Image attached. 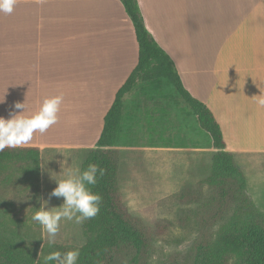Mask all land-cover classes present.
Listing matches in <instances>:
<instances>
[{
  "label": "crops",
  "instance_id": "1",
  "mask_svg": "<svg viewBox=\"0 0 264 264\" xmlns=\"http://www.w3.org/2000/svg\"><path fill=\"white\" fill-rule=\"evenodd\" d=\"M137 1L185 87L214 114L227 149L236 157L264 153V106L257 103L264 94V0ZM138 61L135 26L122 0H17L12 14L0 13V116L25 100L36 112L45 98L62 93L58 123L24 146L84 155L97 146L116 93ZM146 84L139 81L125 95L119 138L143 121L153 146L141 148L173 154L189 144L177 141L189 137L177 122L186 104L162 84L153 93ZM166 161L160 159L162 171Z\"/></svg>",
  "mask_w": 264,
  "mask_h": 264
},
{
  "label": "trees",
  "instance_id": "2",
  "mask_svg": "<svg viewBox=\"0 0 264 264\" xmlns=\"http://www.w3.org/2000/svg\"><path fill=\"white\" fill-rule=\"evenodd\" d=\"M122 2L135 26L139 61L118 89L97 146L88 151L82 165L84 170L96 163L105 173L98 174L92 188L102 196L101 209L82 223L86 242L79 250L77 264H264V211L249 196L245 172L235 153L227 149L218 121L210 108L185 87L170 55L147 28L138 1ZM154 79L173 84L216 149L207 179L159 202L169 207H189L191 212L185 216L187 230L200 231L187 251L165 259L163 250L155 252L154 242L165 238L170 226H176L172 220L163 219L155 233L131 211L118 184V156L113 148L119 139L125 95L139 81ZM42 154L37 146L0 152V186L13 189L19 185L21 192L39 196ZM3 207L0 200V264H44L47 245L40 247L42 228L32 220L39 210L37 205L30 216H20ZM229 211L232 213L225 220L224 214ZM61 249L52 246L53 251Z\"/></svg>",
  "mask_w": 264,
  "mask_h": 264
},
{
  "label": "rangeland",
  "instance_id": "3",
  "mask_svg": "<svg viewBox=\"0 0 264 264\" xmlns=\"http://www.w3.org/2000/svg\"><path fill=\"white\" fill-rule=\"evenodd\" d=\"M146 82L148 93L154 92L153 86L157 83L164 86L162 88L164 93L171 90L174 95L182 99L170 81L154 79L146 80ZM184 102L183 100L181 104L185 105ZM186 108L181 107L177 111V114H179L177 122L186 125L189 131L188 140H177L189 142V144L182 146L183 149H179L173 154L166 152L163 155H156L154 150L149 151L141 148L142 146H153V144L148 143L149 140L146 138L148 131H151V129H147L148 124L143 121L137 122L132 128L133 130L124 131L121 134L123 136L122 140L119 138L114 145L124 146L119 149L115 148L119 165L118 184L131 211L144 220L155 233L158 230L160 220H172L176 226H170L165 230V238H160V240L154 242L155 252L163 250L165 253L164 259L177 257L187 251L193 245L194 238L200 231L187 230L188 225L185 222V216L188 212H191L189 207L180 208L177 207L178 205L169 207L165 204L161 205L159 202L171 194L187 190L199 184L200 180L207 179L212 173L213 155L216 151L213 145L209 144L211 141L209 133L200 126L196 115L187 104ZM186 110H189L190 114H187ZM152 139H154V136H152ZM195 142L201 144L202 151L194 149L196 148ZM186 147L190 149L187 150ZM60 151L68 156L67 162L71 167L82 169L88 152L82 155L74 150ZM63 152L57 151L52 155L42 154L41 163L51 160L48 161L45 168H41L39 196H36L35 192H21L19 185L13 189L1 185L0 200L4 206L3 209L8 208L7 210L20 216H30L36 205L39 208L40 201L38 197L48 199L49 193L57 186V183L51 178L49 170H54L57 173L62 171L60 162L65 159ZM163 156L167 160L164 171L158 168L161 167L160 159ZM236 159L247 177L249 196L264 211V153L238 155ZM204 187L207 188L208 186L205 185ZM27 195L31 196V199H24ZM62 203V198L52 197L48 207L60 206ZM231 213L232 211L226 212L224 219L226 220ZM217 228L218 225L215 229ZM40 239L42 244L40 247L47 245L48 254L53 252L52 246L55 245L61 246L63 249L60 252L63 253L74 249L80 250L86 242L82 223L76 224L74 221L67 220L61 222L60 232L54 245H49L47 234L42 230Z\"/></svg>",
  "mask_w": 264,
  "mask_h": 264
},
{
  "label": "clouds",
  "instance_id": "4",
  "mask_svg": "<svg viewBox=\"0 0 264 264\" xmlns=\"http://www.w3.org/2000/svg\"><path fill=\"white\" fill-rule=\"evenodd\" d=\"M16 3L17 0H0V13L12 14ZM224 85L227 84L220 86ZM4 99H0V102ZM63 101L62 93L47 97L39 110L33 113H29L26 100L16 102L9 117L0 116V152L6 148L28 145L32 142L35 133H46L50 127L58 123ZM257 103L264 106V94L259 96ZM64 156L65 159L60 162L62 171L57 173L49 170L57 186L49 193L48 199L38 197L40 207L32 216V220L37 222L42 231L47 234L49 245L55 244L62 221H74L76 224H81L98 215L101 209L102 196L92 188L97 183L98 174L103 176L105 169L100 168L96 163H90L84 170L79 167L73 168L67 162L68 156L65 153ZM49 160L46 163H40L41 168H45ZM52 197L62 198L63 203L60 206L48 207ZM24 199H31V196L27 195ZM78 257V249L63 253L53 251L44 256L43 261L44 264H50L53 261L55 264H77Z\"/></svg>",
  "mask_w": 264,
  "mask_h": 264
}]
</instances>
